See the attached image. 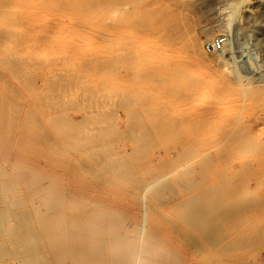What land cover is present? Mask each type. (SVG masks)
Segmentation results:
<instances>
[{
    "label": "rangeland",
    "instance_id": "1",
    "mask_svg": "<svg viewBox=\"0 0 264 264\" xmlns=\"http://www.w3.org/2000/svg\"><path fill=\"white\" fill-rule=\"evenodd\" d=\"M89 1L77 13L106 23L49 38L11 22L17 2L5 12L13 35L0 58L19 49L38 64L22 67L19 83H32L17 98L0 100L3 176L43 175L67 211L120 215L173 264H264V0ZM212 185L229 210L218 228L207 217L193 228L189 202Z\"/></svg>",
    "mask_w": 264,
    "mask_h": 264
},
{
    "label": "bare ground",
    "instance_id": "2",
    "mask_svg": "<svg viewBox=\"0 0 264 264\" xmlns=\"http://www.w3.org/2000/svg\"><path fill=\"white\" fill-rule=\"evenodd\" d=\"M13 2H17L19 6L17 5V7L15 5L16 3L14 4ZM11 3L17 7H15L16 9H19L15 13L10 14L9 12L13 8L9 10L8 7L11 6ZM89 5V0H0V39L8 36V33L9 35L12 34L10 30L2 27L6 23L4 22V18L8 16V14H5L7 10L9 18L12 19L11 22L13 23L15 21L13 24L20 26L27 25L33 31L37 29L35 34H38L39 32L37 33V31L40 29L39 31L48 37L50 33L52 35L53 31H56L61 26L64 28L65 25H71V28H75V26H85L86 24H100L101 22L103 24L105 20L99 21V19L92 22L91 20L94 18L90 19V16L86 13L81 14L83 12L82 9L88 8ZM79 9H81V13H77ZM31 28H29L30 32ZM39 35L41 37V33ZM44 35H42L43 38ZM63 41L66 42V40ZM66 43L68 44V42ZM69 43L71 45L68 44V46H74L72 44L73 41L72 43L69 41ZM60 45V51H67L66 48H69L64 47L63 44L61 45L62 47ZM75 46L77 47L78 45ZM56 47L58 46L56 45ZM52 49L54 48L52 47ZM73 49L75 50V48ZM18 50L15 49L12 55L7 58H0L3 59L0 60L1 102L3 100L7 102L9 99L18 97V85L23 82L19 83L22 80H20L22 76L21 72L23 71L22 67H25V64L28 62L32 66H35L34 62L38 64L35 59L36 57H20ZM41 57L40 59L39 57L37 58L41 61ZM33 71L37 72L36 74L38 75L40 69L36 68ZM38 76L36 77L38 78ZM29 81L24 82L27 83ZM29 83L32 82L30 81ZM3 91L4 93H2ZM212 108L211 105V108L207 111L208 114L211 110L214 111ZM115 165L117 166L115 167ZM115 165H113L115 168L120 167L118 164ZM24 174H26V171H16L12 176L7 175L8 177H6L4 175V177L0 170V238H8L7 242H4V239L0 241V261L17 258L15 263L6 261L5 264H173L170 260V253H167V250L159 247L155 237L149 236L141 238L138 227L129 226L124 217L122 218V216L117 214L107 215L101 209H92L87 205L83 207L76 203H71L70 211H67L68 209L64 206L65 198L58 196L61 193L60 190H57L55 186L51 185L50 188L53 189L54 187L56 190H51L49 186L47 187L50 190L46 189L41 181H37V177L41 175L37 176L39 173L36 174V180L32 174L30 175L34 179L31 176V179H24ZM41 176L43 177V175ZM26 177L29 178V176ZM20 179L21 182H19ZM225 180L227 181V179ZM56 184L59 185V183ZM23 185L25 188H23ZM220 185L219 188L213 187L212 185L208 189L210 191L209 194L213 193L214 195H208L212 198L206 197L208 193L206 194L205 192V200L199 196H195L190 200L188 216L193 228L197 227L202 218L207 217L208 219L211 218L209 223L210 227L216 229L215 222L217 219L219 221L220 216L230 207L221 199L222 194L225 193L223 191L226 188L218 191V189H221ZM221 187L223 189V186ZM97 206L99 207V205ZM207 236H210L208 238H214L210 233Z\"/></svg>",
    "mask_w": 264,
    "mask_h": 264
},
{
    "label": "built area",
    "instance_id": "3",
    "mask_svg": "<svg viewBox=\"0 0 264 264\" xmlns=\"http://www.w3.org/2000/svg\"><path fill=\"white\" fill-rule=\"evenodd\" d=\"M223 41L224 40H219V41H216L214 43L207 44L208 51L221 49L222 45H223Z\"/></svg>",
    "mask_w": 264,
    "mask_h": 264
}]
</instances>
